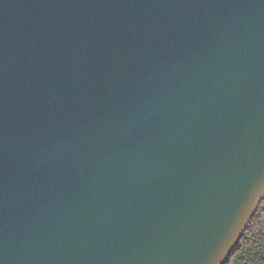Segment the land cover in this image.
Instances as JSON below:
<instances>
[{"label":"water","instance_id":"1","mask_svg":"<svg viewBox=\"0 0 264 264\" xmlns=\"http://www.w3.org/2000/svg\"><path fill=\"white\" fill-rule=\"evenodd\" d=\"M264 200V0H0V264H226Z\"/></svg>","mask_w":264,"mask_h":264},{"label":"trees","instance_id":"2","mask_svg":"<svg viewBox=\"0 0 264 264\" xmlns=\"http://www.w3.org/2000/svg\"><path fill=\"white\" fill-rule=\"evenodd\" d=\"M226 264H264V200Z\"/></svg>","mask_w":264,"mask_h":264}]
</instances>
